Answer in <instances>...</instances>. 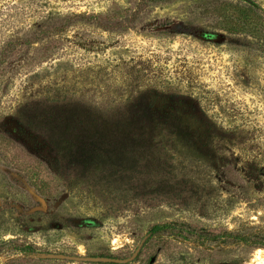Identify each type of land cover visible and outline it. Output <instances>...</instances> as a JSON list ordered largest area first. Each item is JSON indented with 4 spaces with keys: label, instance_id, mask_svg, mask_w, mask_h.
<instances>
[{
    "label": "rangeland",
    "instance_id": "374dc122",
    "mask_svg": "<svg viewBox=\"0 0 264 264\" xmlns=\"http://www.w3.org/2000/svg\"><path fill=\"white\" fill-rule=\"evenodd\" d=\"M170 222L264 241V0H0V264L264 253L175 235L127 263L38 257L128 258Z\"/></svg>",
    "mask_w": 264,
    "mask_h": 264
},
{
    "label": "trees",
    "instance_id": "16d2710c",
    "mask_svg": "<svg viewBox=\"0 0 264 264\" xmlns=\"http://www.w3.org/2000/svg\"><path fill=\"white\" fill-rule=\"evenodd\" d=\"M36 162L38 163L37 166L31 168L30 171H26L27 180L29 184L32 187H34L39 193L47 196L49 192H51V190L46 189L44 187L43 180L39 176L40 172L42 171V163L39 160H36ZM149 233H150L149 238L145 241L137 257L140 255H147L149 253L150 246L153 241L152 237L154 236H157L159 238L165 237L163 239H171V238H175L176 235L185 240H191L201 243H206V242H220L223 244L244 243L256 247L264 246L263 239H259L253 235H249L246 233H239V232L236 233L226 229H205L201 227L178 225L175 224L174 222L155 224L150 228ZM28 250L30 249L28 248ZM101 256L109 257L105 255H101ZM149 257L150 255L148 254V258Z\"/></svg>",
    "mask_w": 264,
    "mask_h": 264
},
{
    "label": "water",
    "instance_id": "95a60500",
    "mask_svg": "<svg viewBox=\"0 0 264 264\" xmlns=\"http://www.w3.org/2000/svg\"><path fill=\"white\" fill-rule=\"evenodd\" d=\"M149 237V235H146L138 248L128 257L123 259L118 258H111V257H83V256H72V255H65V254H52V253H41L38 254V257L44 258V259H65V260H75V261H85V262H103V263H127L136 258L138 253L140 252L142 246L144 245L146 239Z\"/></svg>",
    "mask_w": 264,
    "mask_h": 264
},
{
    "label": "bare ground",
    "instance_id": "6f19581e",
    "mask_svg": "<svg viewBox=\"0 0 264 264\" xmlns=\"http://www.w3.org/2000/svg\"><path fill=\"white\" fill-rule=\"evenodd\" d=\"M256 258H257L258 264H264V253L261 250L257 251Z\"/></svg>",
    "mask_w": 264,
    "mask_h": 264
}]
</instances>
